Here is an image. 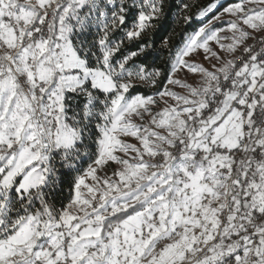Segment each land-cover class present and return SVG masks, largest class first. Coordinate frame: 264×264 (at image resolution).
Instances as JSON below:
<instances>
[{
	"label": "snow or ice",
	"instance_id": "snow-or-ice-1",
	"mask_svg": "<svg viewBox=\"0 0 264 264\" xmlns=\"http://www.w3.org/2000/svg\"><path fill=\"white\" fill-rule=\"evenodd\" d=\"M0 264H264V0H0Z\"/></svg>",
	"mask_w": 264,
	"mask_h": 264
}]
</instances>
